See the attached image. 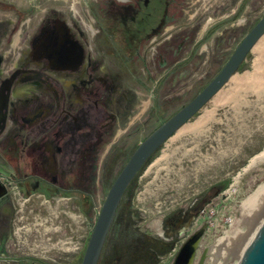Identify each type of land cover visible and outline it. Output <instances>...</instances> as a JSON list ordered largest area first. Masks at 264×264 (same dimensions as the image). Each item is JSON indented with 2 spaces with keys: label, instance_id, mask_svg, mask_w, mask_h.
Wrapping results in <instances>:
<instances>
[{
  "label": "flooded vegetation",
  "instance_id": "af4514ba",
  "mask_svg": "<svg viewBox=\"0 0 264 264\" xmlns=\"http://www.w3.org/2000/svg\"><path fill=\"white\" fill-rule=\"evenodd\" d=\"M91 1L90 12L100 24L83 19L71 24L47 10L33 22L34 5L0 0V264H77L73 255L44 260L45 255L11 249L18 198L10 187L24 201L77 203L87 215L91 173L104 170L103 158L117 151L132 153L178 110L159 119L133 149V144L123 145L133 142L139 125L154 117L160 85L188 59L185 38L175 43L172 38L190 24L185 21L190 12L207 9L198 5L204 0ZM130 187L119 206L129 200ZM199 211L193 202L168 212L153 231L141 227L132 212L131 264H174L182 245L204 232L202 226L191 230ZM126 214L123 208L122 228ZM38 235L43 251L55 237L56 246L70 245L58 234L46 239ZM194 257L195 252L190 264H200Z\"/></svg>",
  "mask_w": 264,
  "mask_h": 264
},
{
  "label": "rangeland",
  "instance_id": "374dc122",
  "mask_svg": "<svg viewBox=\"0 0 264 264\" xmlns=\"http://www.w3.org/2000/svg\"><path fill=\"white\" fill-rule=\"evenodd\" d=\"M16 2L25 8L34 5L33 22L40 20L47 10L71 24H80V19L87 24H100L90 12L91 0ZM198 5L207 9L195 14L190 12L185 20L190 24H183L185 28L178 31L181 35L172 38V43L185 38V51L190 53L188 59L160 85L157 91L159 109L154 117L148 124L139 125L133 142L124 141L123 145L133 144V149L159 119L172 114L199 92L264 15V0H204ZM101 24H105L104 21L101 20ZM259 42L246 55L233 79L225 83L182 129L169 137L138 172L127 193L129 200L119 206V214L107 234L98 264H131L132 212L139 216L141 227L153 231L165 214L186 208L193 202L200 211L191 230L204 227L195 249V260L200 258L202 264H213L214 255L225 253L221 247L226 236L237 239L239 232H243L244 236L230 246L226 254V264H237L240 245L246 241L241 250L243 255L251 242L254 221H243L242 208L255 200L264 184V158L250 166L251 160L264 151V35ZM174 59L171 56L170 61ZM158 75L155 73L154 78ZM115 146H120L118 141ZM130 153L107 154L102 162L104 170L91 173V205L87 215L77 203L24 201L18 197L16 189L10 187L12 197L18 198L17 202L14 200L11 249L28 256L49 258L44 260L61 257L59 260L63 261L73 255L80 264L107 190ZM123 208H126L127 223L122 228ZM38 234L44 239L58 234L59 239L69 240L70 245L56 246L55 237L48 251H43Z\"/></svg>",
  "mask_w": 264,
  "mask_h": 264
},
{
  "label": "water",
  "instance_id": "95a60500",
  "mask_svg": "<svg viewBox=\"0 0 264 264\" xmlns=\"http://www.w3.org/2000/svg\"><path fill=\"white\" fill-rule=\"evenodd\" d=\"M263 35L264 15L244 35L218 73L191 100L163 121L133 150L107 190L80 264H98L104 242L120 202L142 166L169 137L230 80L246 55ZM202 231L196 232L182 245L174 264H190ZM238 264H264V200L254 216L251 242Z\"/></svg>",
  "mask_w": 264,
  "mask_h": 264
},
{
  "label": "bare ground",
  "instance_id": "6f19581e",
  "mask_svg": "<svg viewBox=\"0 0 264 264\" xmlns=\"http://www.w3.org/2000/svg\"><path fill=\"white\" fill-rule=\"evenodd\" d=\"M261 39V38H260ZM263 39V38H262ZM259 42V41H258ZM258 42L255 44L257 46ZM260 43V42H259ZM259 46V45H258ZM256 49V48H255ZM234 76V75H233ZM233 76L230 78V79H233ZM186 125V124H185ZM184 126V125H183ZM180 127L177 131H179L180 129L183 128ZM176 131V132H177ZM264 158V151L258 155L257 157L253 158L250 162V166L253 165L257 160H260ZM264 200V184L260 187V189L257 191L256 193V198L255 200H253L252 202L248 203L247 205H245L243 208H242V217H243V221H253L254 220V216H255V213L257 211V209L261 206L262 202ZM244 236V233L243 232H239V236L237 237L236 239V236L235 237H229V236H226V238L224 239V244L222 245L221 248L224 249L225 253H222L220 254L219 256H215V260L213 262V264H226L227 263V257H226V254L228 252H230V246H234V244L237 242V240L239 241V239ZM252 237V236H251ZM246 242V241H245ZM244 243H242L240 246V250H239V254H238V262L239 260L241 259V257L243 256L241 253V250L242 248H244ZM247 245V244H246ZM217 250V249H216ZM213 257V256H212ZM218 257H220V260H218ZM237 262V264H238Z\"/></svg>",
  "mask_w": 264,
  "mask_h": 264
},
{
  "label": "trees",
  "instance_id": "16d2710c",
  "mask_svg": "<svg viewBox=\"0 0 264 264\" xmlns=\"http://www.w3.org/2000/svg\"><path fill=\"white\" fill-rule=\"evenodd\" d=\"M152 156H153V155H152ZM152 156H151V157H152ZM151 157L147 160V162L145 163V165L149 162V160L151 159ZM145 165H144V166H145ZM144 166H143V167H144ZM137 175H138V174H137ZM137 175H136V176H137ZM131 184H132V183H131Z\"/></svg>",
  "mask_w": 264,
  "mask_h": 264
}]
</instances>
